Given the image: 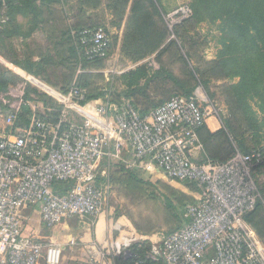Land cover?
Segmentation results:
<instances>
[{
	"label": "built area",
	"instance_id": "built-area-1",
	"mask_svg": "<svg viewBox=\"0 0 264 264\" xmlns=\"http://www.w3.org/2000/svg\"><path fill=\"white\" fill-rule=\"evenodd\" d=\"M0 1L5 5L8 0ZM191 14L185 6L164 15L170 39L173 27ZM77 43L93 60L107 54L111 36L102 27L84 29ZM70 113L81 121L70 120ZM212 116L215 111L198 91L174 96L142 116L128 101L98 104L76 87L59 109L26 99L22 89H7L0 96V264H61L59 245L22 233L20 208L39 205L48 229L74 217L94 221L112 190L107 161L125 148L134 153L139 170H158L169 179L195 184L200 196L186 207V224L159 234L156 241L112 223L117 238L87 264H146L129 247L148 240L145 259L153 262L264 264V254L243 223L261 199L252 170L264 162V147L249 154L236 151L226 162L193 160L190 153L202 150L197 130Z\"/></svg>",
	"mask_w": 264,
	"mask_h": 264
},
{
	"label": "trees",
	"instance_id": "trees-1",
	"mask_svg": "<svg viewBox=\"0 0 264 264\" xmlns=\"http://www.w3.org/2000/svg\"><path fill=\"white\" fill-rule=\"evenodd\" d=\"M37 0H8L5 5L0 1V17L7 18L5 24L0 23V48H6V40H11L14 36L26 37L29 34H22L15 26L10 24V17L14 13L20 12L22 8H26L29 13H35L32 6ZM59 2V0H47ZM128 0H108V7L112 10L113 16L117 23H121ZM168 0H133L130 16L126 23L124 31L121 53L129 62L138 63L144 59L156 55V58L166 52L167 48L172 47V40L169 39L170 34L163 23L161 14L168 13ZM15 3H17L15 5ZM198 5L205 10L213 13L212 20L220 21L223 33L222 44L229 53L228 57L236 67V75L240 81L235 87L227 88L226 104L229 109V117L221 122L222 129L214 134L206 131L205 125L197 130V136L202 146L204 161L226 162L235 154L236 151L242 154H249L252 151L260 150L263 145L257 134L254 133L255 123L247 119L243 115L244 108L241 105V95H254L258 99L259 108L264 113V0H197ZM21 5V6H18ZM199 11V6L196 7ZM195 8V10H196ZM196 10L194 20L182 21L174 28V35H177L182 43V49L185 51L184 66L187 71L186 79L180 80L171 75L170 72L152 73L147 65L143 64L134 70L114 77L121 85V90L117 91L113 88L111 81L104 82L101 74H94L91 70H102L104 68V60L102 57L88 60L84 51L77 43V33L84 29L95 27H105L101 25H84L75 29V35L71 36L70 32L64 34L67 39V53L64 54L58 64L65 70L70 77L69 83L61 85H49L45 82L38 81L37 78H29V84L24 89L26 99L34 97L46 105L48 101H54L57 107H62L65 96L72 87H76L85 93L86 99H109L111 103L119 104L122 101H128L131 106L142 116L147 115L153 109L162 105L174 96L190 97L194 88L195 80L199 82L200 77L202 83L214 78H226L229 76L225 73V65L228 58L219 62H210L204 65V68H190L191 60L197 58V54L192 47L187 45L190 37L186 36L187 30L195 27L200 18L201 13ZM194 12V11H193ZM194 15V14H193ZM196 20V21H195ZM9 28V29H8ZM107 31V30H106ZM169 39V41H168ZM187 40V41H186ZM166 42H169L167 44ZM114 38L111 37V45L107 51L112 48ZM253 51V54L251 53ZM0 57L5 58L19 70H8L0 64V96L7 94L9 85H13L20 81H24L18 76V72L28 74H36L34 67L40 63H33L28 59H22L15 51L8 50L6 53H0ZM83 71L82 74H75V70ZM195 74L199 76H195ZM34 77V76H33ZM166 77L172 84V87L160 86V79ZM46 82H49L44 78ZM114 80V79H113ZM74 81V82H73ZM157 82V83H156ZM34 83V84H32ZM99 83V85H97ZM241 94V95H240ZM240 123V126H237ZM116 171L108 174V181L113 187H119L126 191H140L139 185L144 182L136 175L137 169L129 170L123 165H117ZM264 169V162L252 170V176L261 174ZM185 184L197 188L195 184L184 182ZM261 199L257 201L253 211L247 213L243 217V223L246 225L251 222L253 216L262 209L261 200L264 198V187L258 183ZM62 190V189H59ZM196 201L188 202L185 197L176 199V203L170 198L165 199L166 207L173 213L175 218L180 217L182 210L184 217L186 207L194 204ZM189 203V204H188ZM180 209V210H179ZM179 210V212H178ZM181 211V212H182ZM184 224V225H185ZM177 225L173 231L183 226ZM139 231H142L139 229ZM172 231V232H173ZM250 238V237H249ZM150 243L143 242L141 246L134 244L129 247L132 253L136 254L146 264H163L161 261L153 262L145 259V252L149 249ZM130 261H124L122 264H129Z\"/></svg>",
	"mask_w": 264,
	"mask_h": 264
},
{
	"label": "crops",
	"instance_id": "crops-1",
	"mask_svg": "<svg viewBox=\"0 0 264 264\" xmlns=\"http://www.w3.org/2000/svg\"><path fill=\"white\" fill-rule=\"evenodd\" d=\"M33 4L34 14L27 12L28 10L26 8H22L19 10L20 12L14 13L10 17V24L15 26L19 32L22 34H30L26 37L20 35L14 36L11 40H6L5 44L7 47L0 48V53H6L11 49V51L14 50L22 59H28L33 63H40L39 66L33 68L36 72L34 75L38 78L47 79L49 82L45 81V83L49 85L69 83L70 77L58 64V60L67 53L68 47L67 39L65 38L64 40L62 38H64L65 33L69 35V32L73 36L74 30L84 25H101L114 38L111 50L102 58L105 65L112 64L115 61L122 64L124 68L120 71L116 69L109 70L107 69L109 66L106 67L104 65L102 70H91V72L101 74L105 78L104 82L106 83L111 81L115 90L120 91L122 89L120 83L115 80V76L118 77L121 74L134 70L140 66L141 62L145 64L148 61L146 59L152 60L153 55L139 63H132L127 61L121 53L122 39L127 20L130 16L133 0H128L121 23H117L114 18L112 10L108 7V0H59V2H52L50 4L47 0H37ZM164 15L162 13L161 17L165 24ZM6 22L7 18L0 17V23L5 24ZM0 64L3 66L7 64L9 70H19L18 67L12 65L4 58H0ZM48 69H52V71L56 70L57 82H53L51 78L43 74ZM105 100L109 99L106 97L105 99H96L93 101L100 104V102ZM69 118L75 122H80L82 117L76 113H70ZM205 129L208 133L214 134L222 129V124L220 120L212 116L207 119ZM190 154L195 161L202 162L204 160L202 150H194ZM107 162H110L107 175L110 171H116L118 169L117 165H123L129 170H139L135 167L134 153L130 148L122 149L117 158L113 157ZM103 165L101 166L102 169ZM259 175L264 177V169L261 170V174ZM261 183L262 181L259 180V184L262 187ZM196 192L197 201L200 196L198 188H196ZM261 204L262 209L253 216L251 222L246 227L250 239L264 254V198H262ZM114 213L115 208L109 200L102 213L94 221L74 217L62 221L54 228L48 229L41 222L39 205L21 207L19 210V219L22 226L21 231L24 235L44 243L57 244L62 248V264L64 262L67 264H87V260L91 256L97 255V251L107 241L117 238L118 234L111 231L112 223L116 222L124 226L126 228L125 230H135L124 217L116 220ZM70 241H74L75 245H71Z\"/></svg>",
	"mask_w": 264,
	"mask_h": 264
},
{
	"label": "rangeland",
	"instance_id": "rangeland-1",
	"mask_svg": "<svg viewBox=\"0 0 264 264\" xmlns=\"http://www.w3.org/2000/svg\"><path fill=\"white\" fill-rule=\"evenodd\" d=\"M167 3L169 6L168 13L178 7L185 6L189 7L192 10L191 16L183 20L184 22L188 20H194V17H196V10H198V8L196 7L199 6V9H201V11L198 10L201 13V16L199 19H197L198 22L196 23L195 27H193L191 30H187L188 33H186V36L190 37L187 45L192 47L197 54V58L195 60H191L189 66L190 68L199 67L200 69H202L207 63L219 62L222 59L230 57L229 53L226 52V49L222 44V25L220 21L212 20V12H210L209 10H205L203 7L201 8V6L198 5L197 0H168ZM175 28L173 27L172 31H174ZM170 40H172V47L167 48L166 52L160 55L159 58L158 56L156 58V56L153 55L152 60L146 59L148 61L145 62V65H147L151 70L150 74H161L164 71H167L180 80L186 79L187 71L184 66L186 55L185 51L182 49V43L177 35H174L173 39ZM166 43L169 44V42ZM251 53L253 54V51H251ZM140 65H143V63L141 62ZM105 66H109L107 68L109 70L116 69L120 71L122 68H124L122 67V64L115 61L112 62V64L109 63ZM3 67L9 70L7 64H5ZM225 70V73L229 74L228 77L220 79L214 78L205 82V84L202 83L200 77H197L199 79V82L195 80V84H193L194 88L192 91V94L198 91V93L200 92L204 96L209 106L215 111L216 118L221 122L225 121L229 117V109L226 104L227 88L231 86H237L240 81L239 77H237L236 75V67L233 66L229 58L227 64L225 65ZM82 72L83 71L79 69L75 70L76 75L82 74ZM22 73L23 74L21 75L18 72V76L22 77V79H24L26 82L23 81L21 83L20 81H18V83L16 84L9 85L7 89L16 88L24 90L30 83L29 78H35V75L33 74H28L27 72ZM43 74L51 78L53 82H57L56 70L52 71V69H48V71L46 70V72ZM195 76L199 75L195 74ZM36 78L38 81L45 82L44 78H38L37 76ZM158 81L160 86L172 87L171 82L167 80L166 77ZM97 85H99V83H97ZM240 100L241 105L244 108L243 115H245L247 119H250L255 123L256 126L254 129V133L257 134V138H259L261 145H263L264 113L259 108L258 99L256 98V96L251 94L247 96L241 95ZM57 105L58 104L55 102V100L46 102V107L52 109H59L60 107H57ZM237 126H240V123ZM139 171L140 172L136 173V175L144 182L143 184L139 185L140 191L129 192L113 185L109 200L115 208L114 214L116 220L120 217H124L137 231L138 234L141 235L144 232L143 235L145 237H148L150 241H156L159 237V234H169L175 229L177 225L182 224L181 226H184L185 224L183 218L184 212L179 209L180 212L179 210L178 212L180 214V217L178 219L175 218L173 213L166 207L165 199L170 198V200H172V202H174L175 204L176 199L185 197L188 202H193L197 199V192L193 186L169 179L158 170L149 173L143 172L141 170ZM253 179L255 180L256 184L259 183V180L262 181L261 184L264 187L263 176L261 177L260 175H255L253 176ZM139 229L143 230V232L139 231ZM149 240L147 241V243H149ZM64 264L67 263L64 262Z\"/></svg>",
	"mask_w": 264,
	"mask_h": 264
}]
</instances>
